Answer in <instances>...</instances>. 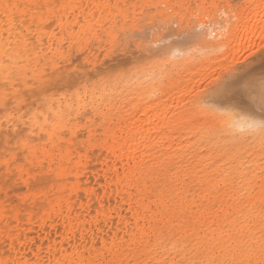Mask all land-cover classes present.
<instances>
[{
    "label": "rangeland",
    "instance_id": "1",
    "mask_svg": "<svg viewBox=\"0 0 264 264\" xmlns=\"http://www.w3.org/2000/svg\"><path fill=\"white\" fill-rule=\"evenodd\" d=\"M196 3L231 5L225 13V25L231 18L226 39L214 26L205 29L215 31L220 41L213 50L197 48L193 39L191 59L174 57L161 72L146 66L150 61L139 59L140 52L134 58L132 51L118 46L120 37L132 28L131 18L151 21L160 14L149 5L168 4V9H160L167 19L182 14L176 6ZM18 5L10 22L16 21L23 34H17L14 48L0 34V60L15 66L20 88L29 91L36 106L30 103L32 110L24 116L29 121L25 134L33 132L27 151L22 143L17 147L16 133L5 131L6 124L0 126V232L4 236L10 232L8 237L21 234L32 249L47 244L53 224L64 229L59 230L62 235L74 232L71 226L67 229L51 220L47 212L67 210L68 199L83 207L84 188L98 181L115 133L121 137V129H144L146 135L152 133L142 163L149 177L147 193L157 211L154 230L137 233L129 243L117 241L114 251L102 243L92 248L91 240L83 247L65 245L46 256L51 261L43 243L39 257L35 250L26 256L29 262L261 264L264 154L258 139L221 160L231 137L213 138L205 130L209 125L219 128L227 120L238 125L240 116L248 122L264 118L259 89L251 93L255 99L244 92L218 99L214 117L207 116L197 100L229 69L238 77L253 74L258 85L264 76V0H25ZM13 27L17 31L16 24ZM173 46L181 53L189 51L183 43ZM70 66L77 72L70 73ZM118 73L123 78L117 79ZM41 81L47 87L46 102L31 91ZM33 113L40 126L31 125ZM79 225L80 231L87 228L82 220ZM53 232L52 237L60 240ZM13 241L10 237V244ZM7 250H2L4 260L15 264Z\"/></svg>",
    "mask_w": 264,
    "mask_h": 264
},
{
    "label": "snow or ice",
    "instance_id": "2",
    "mask_svg": "<svg viewBox=\"0 0 264 264\" xmlns=\"http://www.w3.org/2000/svg\"><path fill=\"white\" fill-rule=\"evenodd\" d=\"M36 7L43 8L45 6L37 5ZM148 7H155L160 14L151 21H137L134 17L131 18L133 20L132 28L126 30L123 36L120 37L118 46L124 48L125 52L132 51L134 58H136L135 53L140 52L142 55L139 59L147 58L150 61L146 66L160 69L161 72L166 69V66L174 57L179 58L184 55L186 60L191 59L193 39H195L197 48H204L206 51L213 50L220 41L217 40L215 31L206 33V28L212 29L214 26L219 30L223 39H226L230 34L231 18H228L227 25H225L224 20L225 13L231 5L223 3L179 5L176 7L182 9V14L177 13L168 16L167 19L164 18L167 14L160 12V9H168L170 7L168 4L149 5ZM177 42L187 45L189 51L181 53L178 46H173ZM4 56L11 59V54L8 52H5ZM14 68L15 66L9 64L7 60H0V114L3 115L0 126L6 124L5 131L16 133L17 147L22 143L25 146V151H27L30 146L28 137L33 135V132L27 131L25 134V130L29 128V121L24 120V116L32 110L29 108V104L31 103L35 107L36 101L30 100L27 89L20 88L19 74ZM136 68L139 70L140 65H136ZM68 71L76 73L77 69L70 66ZM123 75L118 73L117 79L123 78ZM257 87L259 89L261 112H264V76L259 79L257 85L253 74L245 73L243 76L238 77L232 69H229L228 74L223 78H218L210 83L209 87L199 96L197 104L202 106V111L207 116L214 117L219 111L214 107L218 99L233 92H244L251 99H255L254 96H251V93L255 92ZM31 91L37 100L46 102V96L43 94L47 92V87L43 81L39 85L33 84ZM46 119H50V117ZM20 124H23V128L20 127ZM31 125L40 126L36 113H33ZM205 130L213 138L218 136L231 137V141L224 145L221 160H227L238 152L244 144L252 143L254 139H258L259 149L264 154V118L259 121L248 122L246 126L237 125L236 122L227 120L219 128L209 125ZM4 142L8 143L7 136L4 137ZM12 159H14V156ZM9 162L7 158L4 160L5 164ZM262 254H264V241H262ZM261 264H264V261H261Z\"/></svg>",
    "mask_w": 264,
    "mask_h": 264
},
{
    "label": "bare ground",
    "instance_id": "3",
    "mask_svg": "<svg viewBox=\"0 0 264 264\" xmlns=\"http://www.w3.org/2000/svg\"><path fill=\"white\" fill-rule=\"evenodd\" d=\"M24 1L25 0H23V2L20 0H0V34H2L5 39H8L9 44L12 46L14 45L13 43L16 44L18 41L17 38H19L18 35L23 30H21L22 28L19 29V25V28L17 27L16 21L10 22V19L11 16H15L14 9L17 10L20 5H18V3H24ZM4 6L7 7L4 8ZM7 13H9V16H6ZM2 22L3 26L1 25ZM15 24L18 28H16V32L12 30ZM242 117L243 116H240L241 119L238 125L246 126L248 121L246 119L245 121ZM249 118L251 117H248V119ZM154 130L155 129H151V132ZM143 131L144 129H121V137L118 136L117 132L115 133L114 140L110 147V156L108 160L102 162L98 171L100 175L98 181L95 185L90 184L88 187L84 188L83 207L75 205L77 200L71 201L68 199L66 200L67 210L63 208H52L47 212L49 217L52 218L51 220L59 221L61 223L59 225H66V228L71 226L74 232L71 230V232L69 231L62 235V232L59 230L63 228L61 227L58 229L59 226L53 224V228H55V231L54 229L53 231L56 233L55 236L60 235V240L57 241V237H52V230L49 237L44 235L47 241V244L43 242L47 245L45 252L47 254L45 257L51 255L50 252H55L58 248L62 250L65 245H67L66 247L68 248L73 244L76 247L78 245L81 247L90 245V240L95 242L92 248L93 246L96 247V244L102 243V246L109 245L112 251H114V247L117 246V241L121 240L123 243H129L131 240L135 239L137 233L141 232L140 235H144L154 230L157 211L154 201L150 200L147 193V178L149 177H145L148 175V172L144 171V165L142 163V156L147 149L146 141L152 138V133L146 135ZM142 172H144L143 178ZM85 202H87V204H85ZM80 220L84 221L85 225H87V228L82 227L81 231L79 229ZM31 228L33 229V227ZM42 229V234H44L43 232L45 230ZM48 231H50V228H48ZM9 233L10 232H8L6 236H4L5 234L3 232L0 234L2 235L0 244L3 246H0L2 248L0 257H3L0 264H9L6 258V261L4 260V251H2L6 247H8L7 251L10 256L15 259V264H31V262H29L30 259L27 258L32 254L30 251L35 250L36 257H39L37 253L40 251V245L42 246L43 243H41L38 248L32 249V244H29L25 237H21V234L19 235L16 233L14 237L11 234L10 237H12L14 241L10 244V237H8ZM6 238L7 241L5 242H7V245H4V240ZM86 239L87 242H85ZM101 245L100 247H102ZM60 247H62V249ZM64 250H66V248ZM52 254L57 257L56 254ZM56 260L58 261L57 258ZM67 262L71 264L70 261L67 260Z\"/></svg>",
    "mask_w": 264,
    "mask_h": 264
}]
</instances>
